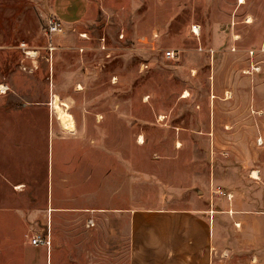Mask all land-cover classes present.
I'll return each mask as SVG.
<instances>
[{"label":"rangeland","instance_id":"rangeland-1","mask_svg":"<svg viewBox=\"0 0 264 264\" xmlns=\"http://www.w3.org/2000/svg\"><path fill=\"white\" fill-rule=\"evenodd\" d=\"M52 18L63 33L47 32ZM234 76L252 96L233 117L250 128L233 134L230 108L213 101ZM0 85V264H45L29 244L48 227L75 251L64 264H130L128 213L117 226L84 223L86 209L104 216L119 185L124 207L213 210L204 264H264V97L253 98L264 90V0H0ZM52 94L87 128L47 125ZM213 108L222 129L212 141ZM54 131L83 141L53 145ZM228 173L245 184L236 209ZM53 205L80 210L54 215Z\"/></svg>","mask_w":264,"mask_h":264},{"label":"crops","instance_id":"crops-1","mask_svg":"<svg viewBox=\"0 0 264 264\" xmlns=\"http://www.w3.org/2000/svg\"><path fill=\"white\" fill-rule=\"evenodd\" d=\"M214 52V51H213ZM213 70V69H212ZM214 73V70H213ZM236 76L232 79L233 86L229 88H223L220 90L221 93H217L218 97L222 99L225 92H228L229 96L223 99L221 102L219 100L213 101V105L216 104H226L228 108L227 118L230 121V127L225 128V132H232L233 134L236 130L240 129H249L250 128V119L248 120H237L233 119L236 113L240 111V107L243 108L242 113L248 112V108L250 107V97L252 96L251 89H239L236 84ZM235 85V86H234ZM76 90H79L76 88ZM219 91V88L218 90ZM253 90V98H263L264 90L259 88V91ZM69 96H67L68 98ZM185 98V97H181ZM215 98V96H214ZM213 98V99H214ZM242 102L241 105H238L239 102ZM256 102V101H255ZM120 106V110L123 109L122 105ZM117 106V107H119ZM84 110V106H79ZM116 107V108H117ZM105 109V107H102ZM51 119L49 126L52 127V123H55L58 128H63V124L58 117V111L54 110L51 106ZM68 114H72V130L68 131L64 129L67 133L73 132L77 128L85 129L86 121L85 118H81L77 121L76 116L74 115L75 110L68 109L66 110ZM82 110H77L80 113ZM122 111V110H121ZM216 112L213 108L212 110V121L207 125L211 131V140L213 141L216 137L213 136V133L216 130L222 129L220 124L216 119ZM53 117L55 120H53ZM87 117V116H85ZM80 119V118H78ZM217 121V122H216ZM52 122V123H51ZM209 123V122H208ZM79 124V125H78ZM177 127V126H176ZM18 129V128H17ZM56 135V131L51 132V143L53 145L56 143L58 146L61 141L63 143H73L75 140L77 142L83 141V138H66L57 136V140H54ZM55 134V135H54ZM239 141L242 138L236 137ZM122 140V139H121ZM261 140V139H260ZM129 141V140H128ZM132 141V140H130ZM239 141H235L234 143H240ZM139 142V141H138ZM90 143V142H88ZM140 143V142H139ZM89 145V144H88ZM52 148V145H51ZM53 151V149H52ZM236 175L234 173L227 174V184L228 188V198L234 197V201L230 202V208L236 209L237 203V193H239V188L237 186H244L245 184H239L238 181H235ZM240 179V178H238ZM107 188L103 189V192H112L107 198H104V205L100 208L99 213H102L104 216L99 219L98 217L91 216L94 212V209L85 210L89 216L84 219L85 226L92 230L94 225L100 226L104 224L105 221L114 220V224L121 223L123 212L128 213V238L130 242V264H204V260L206 259L207 254L204 255L206 245L208 241L211 243L215 241V231L217 230L218 223L217 219L214 216L213 210L209 213L208 208L204 207H196L193 209H183V208H171V207H162V208H143L140 209L139 206L133 204H127L125 207L123 206L122 200V191L123 188L121 185L114 186L110 188L107 192ZM261 191H264V186ZM263 193V192H262ZM260 199V198H259ZM261 202V199H260ZM228 205V203H227ZM213 207V204H212ZM52 210V213L55 215L60 211L63 212H74L76 210H80L73 206H61V205H53L49 207ZM125 208V209H124ZM206 208V209H205ZM125 210V211H124ZM51 212V211H50ZM112 214L113 218L107 216L106 214ZM233 214V212H232ZM236 218H240V216L232 217L233 220ZM54 220V218H53ZM69 218H63L61 225H68ZM239 221H235L237 225ZM210 225V226H209ZM44 230V228H43ZM44 232V231H43ZM46 233H48V237L50 238L49 246H34L31 243L29 244L31 253H39L43 255L45 264H64V258H69L75 256V251L70 252L67 248L61 249L59 240L61 236L59 234V229L57 227H52V230L48 227ZM45 234V232L43 233ZM207 251V250H206ZM27 258V257H25ZM204 258V259H203ZM28 261L24 259V264ZM67 264V262H66Z\"/></svg>","mask_w":264,"mask_h":264},{"label":"built area","instance_id":"built-area-1","mask_svg":"<svg viewBox=\"0 0 264 264\" xmlns=\"http://www.w3.org/2000/svg\"><path fill=\"white\" fill-rule=\"evenodd\" d=\"M63 31H64V23L61 20H57V19H53V18L48 20L47 32L49 34L57 35V34L63 33ZM190 31L194 35H198L199 34V26L194 25V24L191 25ZM79 35H80V37L84 36V34H81V33ZM165 55L168 57H173L174 53H173V51L168 50L165 52ZM30 243L34 246H39V245L49 246L50 238L48 237V233L43 234L41 232H35L34 234L31 235Z\"/></svg>","mask_w":264,"mask_h":264},{"label":"bare ground","instance_id":"bare-ground-1","mask_svg":"<svg viewBox=\"0 0 264 264\" xmlns=\"http://www.w3.org/2000/svg\"><path fill=\"white\" fill-rule=\"evenodd\" d=\"M243 2H244V0H239V3H243ZM247 21H249V19H248ZM76 87H77V89H80V88H81V86H80L79 84H77ZM2 88H3V86L0 85V89H2ZM52 95H53V98H54V100H53L54 108L58 111L59 118H60V120H61V122H62L64 128H66L67 130H71V129H72V122H73V121H72V117H71V115L68 114L67 111H62V110L60 109L61 106H60L59 101H57V95H56V94H52ZM187 96H188V94H187V91L185 90V91L182 93L181 97H187ZM61 105L64 106V105H66V104H65L64 102H62ZM160 118H163V115H160ZM160 121H161V120H160ZM138 141L141 143V142H142V138L139 137V138H138ZM258 141H260V139H259ZM179 145H180V143L177 142V143H176V147H178ZM251 177H253V178H258V175H257L256 171H253V172H252Z\"/></svg>","mask_w":264,"mask_h":264}]
</instances>
